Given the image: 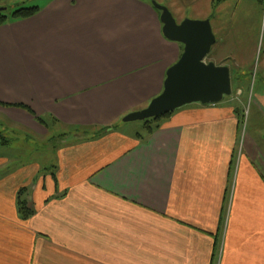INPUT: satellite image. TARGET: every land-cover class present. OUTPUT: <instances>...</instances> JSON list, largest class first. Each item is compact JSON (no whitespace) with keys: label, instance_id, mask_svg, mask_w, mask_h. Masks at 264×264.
Instances as JSON below:
<instances>
[{"label":"crops","instance_id":"obj_1","mask_svg":"<svg viewBox=\"0 0 264 264\" xmlns=\"http://www.w3.org/2000/svg\"><path fill=\"white\" fill-rule=\"evenodd\" d=\"M202 1L211 23L210 7H226L223 38L249 39L255 10L264 22V0H192L197 12ZM34 6L36 15L0 26V102L58 121L49 130L20 108L0 114L48 137L54 158L15 163L0 180V264H264V126L244 132L248 97L185 105L144 138L121 126L87 136L83 126L148 106L180 45L146 1ZM120 70L146 73L131 87ZM251 102L264 122V92Z\"/></svg>","mask_w":264,"mask_h":264},{"label":"rangeland","instance_id":"obj_2","mask_svg":"<svg viewBox=\"0 0 264 264\" xmlns=\"http://www.w3.org/2000/svg\"><path fill=\"white\" fill-rule=\"evenodd\" d=\"M42 1L43 0H0V9L3 7L8 8L7 11H0V16L2 14H7V16H9L6 23L18 21L11 19V15L14 11L21 8L36 7L34 5H38L39 3H42ZM142 1H146L151 5H153L152 1H156L161 5L167 6L170 9V11L173 13L174 17L178 22H182L185 19L200 20V19H204L206 15L205 13H203V10L204 11L206 10V1L205 2L202 1L203 5L202 4L199 5L200 12H197V9H194L191 3L192 0H142ZM173 4H175V6H173ZM220 5L221 2L216 1V5L214 7L212 6V8L210 7V12H211L210 15H212L210 17L212 18V25L214 28L215 35L217 37V42L213 46L210 54L207 56V61H213L217 65H221V64L227 65L232 72L231 76H232V84H233V94L235 95L234 97L235 98L237 97V99L239 98L241 100H245L246 96L248 97L245 104V108L243 106L244 122L242 124L244 128V132H247L248 129L252 130L254 126H259V125L264 126V122L259 117L260 114L255 111L256 109H254V105L251 102L253 101L255 96L261 95L264 92V50L262 51V46H264L263 45L264 22L260 26V23L258 21H260L261 18L257 10H255L252 16V19L254 21L251 24L250 33L248 34L249 39L243 41L242 39H239L238 37H232L231 35L229 38H223L224 33L222 30L219 29L218 27L219 24L217 23V21L220 17H222L221 15L224 16V13L227 14V11H226V7ZM38 9L40 11L39 7ZM156 11L160 16L161 12L157 9ZM260 14L264 18V12L261 11ZM20 20H24V19H20ZM239 25L240 24H235V26L237 27H239ZM260 28H262L261 41L257 48L255 44L254 36L260 33L259 32ZM232 35L234 36V34ZM178 44L180 45V56H181L183 52L182 49H184V45L181 43ZM152 64L154 65V63L150 62V65ZM144 65L146 66L147 62H144ZM120 66L124 67L125 63L124 65H120ZM239 70L241 72L244 71L245 74L243 75V73H241L243 76L242 79L236 80L235 77H237V72ZM145 73L146 71L142 72V71L120 70L119 71L120 82L125 86L132 87L133 84H131L130 81L134 80V78H139V80L142 81V78ZM156 73L157 71L155 70L151 71L150 80L153 79ZM165 77L166 75H164L163 83ZM163 86L164 84L160 86L158 90L159 91L158 95L163 91L164 89ZM124 89L125 90H123L121 94L126 93V90L128 88L125 87ZM239 89H241L242 92H240V94H237ZM229 98H231V96H225L224 100ZM240 102L238 101L239 104ZM241 104L243 103L241 102ZM0 105L20 108L15 106L17 104H8V103L0 102ZM23 105L29 107L34 112V114L30 113L28 110L24 108H20V109L29 112L32 116H34V118L38 123L47 127L49 130L50 128L53 127V124L55 123L54 121H58L56 118H52L47 115L39 116L30 106L26 104ZM36 117L42 118V120L39 121ZM123 118L103 126H89V125L83 126L82 128H80V130H84V133L87 136L105 133L111 128H119V126H121L120 127L121 131L130 135H135L137 133L144 134L146 132L145 120H136L125 123L123 121ZM70 134L72 133L63 134V135L65 137ZM50 150L51 149L48 145V137L36 136L35 134L25 129V127L21 126L19 123H15L0 114V180L13 172V170L15 169L14 167L15 163L26 164V163H31L33 161L43 162L53 159L54 153L51 152ZM5 159L7 163H2L1 160H5Z\"/></svg>","mask_w":264,"mask_h":264},{"label":"water","instance_id":"obj_3","mask_svg":"<svg viewBox=\"0 0 264 264\" xmlns=\"http://www.w3.org/2000/svg\"><path fill=\"white\" fill-rule=\"evenodd\" d=\"M161 12L164 36L184 45L177 62L166 72L163 91L141 110L127 114L124 122L161 117L191 103L216 104L233 93L231 70L227 65L207 61L217 42L210 19L178 22L167 6L152 1ZM3 7L0 11H7Z\"/></svg>","mask_w":264,"mask_h":264},{"label":"trees","instance_id":"obj_4","mask_svg":"<svg viewBox=\"0 0 264 264\" xmlns=\"http://www.w3.org/2000/svg\"><path fill=\"white\" fill-rule=\"evenodd\" d=\"M38 11H39L38 7L21 8V9H18L12 13L11 19H13V20L26 19V18L34 16ZM8 18H9V16H7V14H2L0 16V25H3L4 23H6ZM241 73H243V75L245 74L244 71L241 72L239 70L237 72V77H235L236 80L242 79L243 76ZM15 106L20 107V108H24V109L28 110L30 113L34 114V112L29 107H27L23 104H17ZM171 113H173V112H171ZM171 113H168V114L163 115L161 117L151 118V119L145 120V122H146V133L145 134L146 135H141V136L144 138L145 136L152 134L159 127L157 125L159 120L165 116L170 115ZM37 119L39 121L42 120V118H37ZM111 129H113V128H111ZM23 193H24V191L22 189L18 192V206H19V211H20L22 217L28 218L31 215H33L34 211L28 205V201L24 197Z\"/></svg>","mask_w":264,"mask_h":264}]
</instances>
